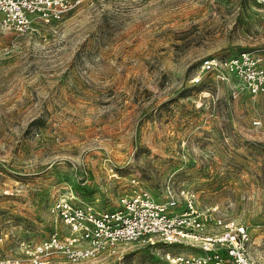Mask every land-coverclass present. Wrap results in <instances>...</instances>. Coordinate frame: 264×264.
<instances>
[{"label": "rangeland", "instance_id": "rangeland-1", "mask_svg": "<svg viewBox=\"0 0 264 264\" xmlns=\"http://www.w3.org/2000/svg\"><path fill=\"white\" fill-rule=\"evenodd\" d=\"M242 55L238 69L221 64ZM206 58L216 62L208 72ZM258 73V0H84L28 34L0 25V264H34L28 249L64 241L58 198L114 209L131 178L156 200L176 199V211L217 206L247 227L264 264ZM51 249L40 260L170 264L168 253L193 251L132 242L72 262Z\"/></svg>", "mask_w": 264, "mask_h": 264}, {"label": "built area", "instance_id": "built-area-1", "mask_svg": "<svg viewBox=\"0 0 264 264\" xmlns=\"http://www.w3.org/2000/svg\"><path fill=\"white\" fill-rule=\"evenodd\" d=\"M82 1L0 0V25L17 34H28L35 24L49 25ZM242 59L245 62L244 55L221 64L235 70L240 68ZM215 65V60L206 58L201 62V71L208 72ZM192 80L196 83L199 77ZM252 81L251 93L264 91L261 73ZM130 183L129 192L121 197L119 207L114 209H97L72 192L58 198L51 209L68 226V233L64 241L55 234L43 245L32 251L28 249L27 252L33 255V263L51 264L48 259L40 260L39 256H47L52 247L62 248L68 260L75 262L101 252H115L122 244L136 242L149 246L171 244L193 250L168 253L170 264H255L249 253L251 236L247 227L219 216L217 206L199 210L187 201L183 211H176V199L156 200L138 179L131 178Z\"/></svg>", "mask_w": 264, "mask_h": 264}]
</instances>
